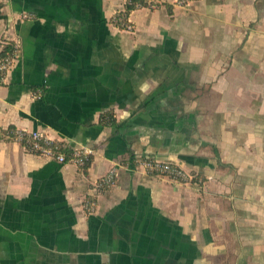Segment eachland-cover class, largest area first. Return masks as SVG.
<instances>
[{"label": "crops", "instance_id": "obj_1", "mask_svg": "<svg viewBox=\"0 0 264 264\" xmlns=\"http://www.w3.org/2000/svg\"><path fill=\"white\" fill-rule=\"evenodd\" d=\"M174 2L132 11L128 31L112 23L125 0H0V51L17 47L0 85V264H264V0ZM15 131L91 162L33 155Z\"/></svg>", "mask_w": 264, "mask_h": 264}, {"label": "built area", "instance_id": "obj_2", "mask_svg": "<svg viewBox=\"0 0 264 264\" xmlns=\"http://www.w3.org/2000/svg\"><path fill=\"white\" fill-rule=\"evenodd\" d=\"M194 0H175V5L178 7H186L189 3ZM144 5L137 7L138 9L156 10L160 5L163 4V0H143ZM130 4V0H125V6ZM122 10V12L124 11ZM122 29L131 31L132 27L126 20L123 23ZM16 53L10 57L0 61V85L4 82V79L11 69ZM14 142L20 144L27 152L48 159L53 160L58 164L72 163L78 168L83 169L89 163V158L92 155V151L89 149H75L69 152L66 156L64 150H67L66 146L60 142H56L46 136L40 131H15L10 137ZM137 166L141 167L146 173L150 175L166 177L172 181L177 182H188L190 177L184 172V170L174 164L160 162L149 157H142L135 159ZM115 170L112 169L106 176L101 178L97 183V188L109 187L114 183ZM88 208L93 210L95 204L92 200L88 203Z\"/></svg>", "mask_w": 264, "mask_h": 264}, {"label": "trees", "instance_id": "obj_3", "mask_svg": "<svg viewBox=\"0 0 264 264\" xmlns=\"http://www.w3.org/2000/svg\"><path fill=\"white\" fill-rule=\"evenodd\" d=\"M144 5L143 0H130V4L125 6L124 11L122 12H117L113 17H112V23L117 26L118 28L122 29L123 23L127 20L128 15L137 9V7H140ZM17 51V47L15 45H13L12 43H3L2 45V49L0 51V61L4 60L7 57H10L11 55L13 56L15 54V52ZM101 122L105 123V124H109L112 125V119L110 118V115L107 113L102 114V116L100 117ZM69 150H64V153L66 154V156L69 155ZM89 163L87 164V166L90 164L91 159L89 158ZM86 166V167H87Z\"/></svg>", "mask_w": 264, "mask_h": 264}]
</instances>
